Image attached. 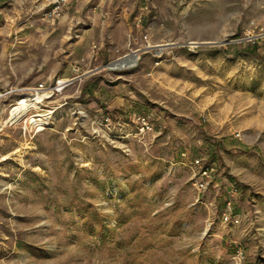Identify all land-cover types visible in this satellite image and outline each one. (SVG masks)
Wrapping results in <instances>:
<instances>
[{"label": "rangeland", "instance_id": "obj_1", "mask_svg": "<svg viewBox=\"0 0 264 264\" xmlns=\"http://www.w3.org/2000/svg\"><path fill=\"white\" fill-rule=\"evenodd\" d=\"M55 2L0 0V90L75 78L3 129L0 264H264V0Z\"/></svg>", "mask_w": 264, "mask_h": 264}, {"label": "built area", "instance_id": "obj_2", "mask_svg": "<svg viewBox=\"0 0 264 264\" xmlns=\"http://www.w3.org/2000/svg\"><path fill=\"white\" fill-rule=\"evenodd\" d=\"M56 1V7L59 8L61 4L65 0H54ZM56 10V9H55ZM112 68H121L120 66H115ZM75 80L74 77H59L53 76L51 78H45L43 80L38 81L36 84H23L18 82H10L6 87L0 90V112L7 111V114L11 113L14 107L20 105L22 101H30L29 110L25 112L24 117H22L17 122H12L11 124H19L23 127L25 132H38L40 130V125L37 123L31 124L26 121L27 115L26 113H30L32 115H36L38 113V109L36 108V103L40 105H47L48 102L53 100L52 97H56L61 94L67 86H69ZM40 95H43L40 97ZM39 96V100L38 97ZM54 97V98H55ZM36 115L37 118H39ZM110 118H108L109 120ZM48 119L44 121L45 127L47 126ZM149 127L148 120L144 119V126ZM194 162L198 165H201L200 159L197 158ZM204 174H208L207 168L203 170ZM200 186V189H204L207 187L208 181H198L197 183ZM226 219L229 218V215L225 212Z\"/></svg>", "mask_w": 264, "mask_h": 264}, {"label": "bare ground", "instance_id": "obj_3", "mask_svg": "<svg viewBox=\"0 0 264 264\" xmlns=\"http://www.w3.org/2000/svg\"><path fill=\"white\" fill-rule=\"evenodd\" d=\"M138 60V55L135 53L129 54L123 58H121L119 61L113 62V66H129V65H133L137 62ZM43 95H40V97ZM39 100V96L37 97ZM30 105V101H22L20 103V105H18L17 107H14L11 111V113L9 114H4L3 111L0 112V137L1 134L3 132V129L8 125V123H12V122H17L18 120H20L22 117H24L25 112H27V110H29V106ZM36 108L38 109V113L36 115H40L38 116L39 118L36 117V115H32L30 113H26L27 118L26 121L30 122L31 124L33 123H37L40 125V130L45 128V123L44 121L46 119H48L55 111L56 106H49V105H38L36 103Z\"/></svg>", "mask_w": 264, "mask_h": 264}, {"label": "crops", "instance_id": "obj_4", "mask_svg": "<svg viewBox=\"0 0 264 264\" xmlns=\"http://www.w3.org/2000/svg\"><path fill=\"white\" fill-rule=\"evenodd\" d=\"M21 56V55H20ZM23 59V57H21ZM22 59H14V67L12 71V76L14 78V81L12 82H18L23 84H36L38 81L43 80L45 78H51L53 76H58L56 71L54 69L50 70H42L38 72L37 74H33L34 71H26L25 67L21 66V60ZM61 77V76H59ZM65 78V77H64Z\"/></svg>", "mask_w": 264, "mask_h": 264}]
</instances>
